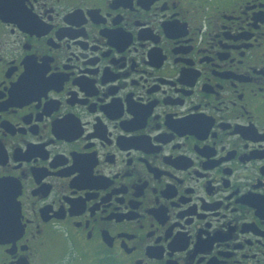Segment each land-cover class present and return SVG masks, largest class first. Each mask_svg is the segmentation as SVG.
I'll use <instances>...</instances> for the list:
<instances>
[{"label":"flooded vegetation","instance_id":"flooded-vegetation-1","mask_svg":"<svg viewBox=\"0 0 264 264\" xmlns=\"http://www.w3.org/2000/svg\"><path fill=\"white\" fill-rule=\"evenodd\" d=\"M0 264H264V0H0Z\"/></svg>","mask_w":264,"mask_h":264},{"label":"water","instance_id":"water-1","mask_svg":"<svg viewBox=\"0 0 264 264\" xmlns=\"http://www.w3.org/2000/svg\"><path fill=\"white\" fill-rule=\"evenodd\" d=\"M8 184L0 182V236L7 233L10 223L7 221L6 213L10 210L7 204L11 202V194L8 191Z\"/></svg>","mask_w":264,"mask_h":264}]
</instances>
